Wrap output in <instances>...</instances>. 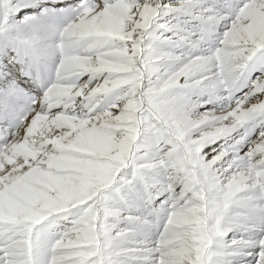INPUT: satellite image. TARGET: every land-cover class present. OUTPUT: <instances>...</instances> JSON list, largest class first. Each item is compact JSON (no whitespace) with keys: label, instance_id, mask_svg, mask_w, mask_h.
Segmentation results:
<instances>
[{"label":"snow or ice","instance_id":"6c2138e0","mask_svg":"<svg viewBox=\"0 0 264 264\" xmlns=\"http://www.w3.org/2000/svg\"><path fill=\"white\" fill-rule=\"evenodd\" d=\"M0 264H264V0H0Z\"/></svg>","mask_w":264,"mask_h":264}]
</instances>
